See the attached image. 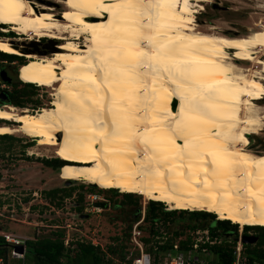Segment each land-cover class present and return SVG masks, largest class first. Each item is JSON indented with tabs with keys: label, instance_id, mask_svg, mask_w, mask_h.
<instances>
[{
	"label": "bare ground",
	"instance_id": "6f19581e",
	"mask_svg": "<svg viewBox=\"0 0 264 264\" xmlns=\"http://www.w3.org/2000/svg\"><path fill=\"white\" fill-rule=\"evenodd\" d=\"M59 3L56 17L0 0L3 32L63 41L38 58L0 37L1 53L26 58L20 80L51 90L50 106L35 113L1 107L0 136L55 148L67 162L63 182L264 228V154L248 150L264 124L263 21L231 37L195 27L208 0Z\"/></svg>",
	"mask_w": 264,
	"mask_h": 264
},
{
	"label": "rangeland",
	"instance_id": "374dc122",
	"mask_svg": "<svg viewBox=\"0 0 264 264\" xmlns=\"http://www.w3.org/2000/svg\"><path fill=\"white\" fill-rule=\"evenodd\" d=\"M28 1L34 3V8L44 6L51 9L56 17L65 10L64 5L59 3L62 0ZM208 2L201 3L203 10L194 15V24L198 31L222 33L232 37L250 33V28L260 20L264 23V9L260 8H264V0H208ZM5 30L7 34L15 35V40L21 39L9 28H5ZM0 33L6 34L2 30ZM33 39L37 40L38 38L34 37ZM38 40H48L49 45L50 39L39 38ZM51 41L55 43V48L63 42L60 40ZM28 42L22 41V44ZM80 42L84 44L83 39ZM23 55L49 58L53 54L38 55L31 52ZM23 55L17 57L26 60ZM241 67L250 69L251 65L243 63ZM30 92L28 98L23 97L20 100L23 107H15L16 109H27L31 113H35L43 107L50 106V89L34 86ZM257 107L258 112L262 115L264 99L257 102ZM7 125L15 124L8 123ZM11 137L12 141L0 140V233L12 234L27 242L52 238L54 233L59 232L63 234L64 245L69 246L68 249L73 251L74 242L81 240L95 241L102 247L116 244L113 239L122 240L127 225L138 220H135V215L139 213H132L135 210V205H126L122 198L123 194L117 190V194L113 195L98 187L91 191L87 189L90 185L82 182H72L66 185L60 175L58 178L59 169L53 170L44 164L45 161L60 160L56 157L55 148L38 146L36 140L21 134ZM248 141L250 152L255 155L264 154V124L257 133L248 135ZM54 191L57 193L53 194ZM50 193L51 195H49ZM89 195L97 196L94 204L104 203L107 207L96 208L98 210L92 209L87 198ZM135 196L137 205L141 209V214H139L141 218L150 201L144 200L141 196ZM163 206L169 210L167 205L163 204ZM242 228L237 225L238 236L230 234L226 235L224 239L235 243V246L240 242L242 244L244 239V236H241ZM196 237L199 236L196 235ZM246 237L249 240L256 239L253 232H250ZM253 244L255 242L248 245ZM8 264H22V262L10 260Z\"/></svg>",
	"mask_w": 264,
	"mask_h": 264
},
{
	"label": "trees",
	"instance_id": "16d2710c",
	"mask_svg": "<svg viewBox=\"0 0 264 264\" xmlns=\"http://www.w3.org/2000/svg\"><path fill=\"white\" fill-rule=\"evenodd\" d=\"M0 37L7 36L0 34ZM0 56L9 59H22L1 52ZM19 65L21 67L25 65V62H20ZM24 85L27 89L16 91L10 95L11 103L15 107L22 108L23 103L20 100L23 97L28 98L31 94L30 90L34 88L32 84ZM4 138L8 141L13 140L11 136H0V139ZM44 164L53 170L61 168L62 171L67 162L56 160L54 162L45 161ZM95 188V186L87 187L91 191ZM106 192L113 195L117 194L116 190H107ZM122 198L126 205H135L133 214H141L135 195L123 194ZM139 214L135 215V220L140 219ZM133 224L127 225L122 240L114 238L113 242H116V244L104 247L99 243L94 246L91 241L81 240L75 241L73 244L74 250L70 251L69 246L63 243V234L59 232L54 233L52 238L27 241L24 246L23 260L15 261H20L22 264H130V260L126 259L130 255L129 238ZM140 230L145 234L142 241L145 244L146 251L151 254L154 264H161L167 256L175 254L190 256V249L194 242L193 234L196 231H207L211 240L217 238L220 241L214 245L200 244L201 248H206L208 251L206 257H208L209 264H233L234 262L235 243L228 242L224 238L230 234L238 236L237 225L231 224L229 221H219L213 214L203 211H170L166 210L162 203L150 201L144 209L143 224L140 226ZM250 232L256 235V242L253 245H242L246 263L264 264V228L244 226L241 236L246 237ZM175 244L178 246L176 252L172 248ZM9 254L10 249L0 236V258L3 259L4 264L14 260L9 258Z\"/></svg>",
	"mask_w": 264,
	"mask_h": 264
},
{
	"label": "built area",
	"instance_id": "2783aa9c",
	"mask_svg": "<svg viewBox=\"0 0 264 264\" xmlns=\"http://www.w3.org/2000/svg\"><path fill=\"white\" fill-rule=\"evenodd\" d=\"M90 201V205L92 209L98 210L93 207L94 203L97 200L96 195H89L87 197ZM143 224V214L142 217L132 225L130 231V238H129V252L130 255L127 257L126 260H130V264H154L153 258L150 253H148L145 249V244L142 241V231L140 230V226ZM199 236V237H196ZM0 236L3 238L5 244L10 249L9 258L14 260H23L24 252L22 254L15 251L16 247H23L25 246V241L22 238L14 236L8 233H0ZM194 242L190 249V256H185L183 254H175L172 256H167L161 264H209L208 260L205 257L208 254L206 248H201L200 244H208L214 245L219 243L220 241L216 239L211 240L208 236L207 231H196L193 235ZM91 244L96 246L98 245L97 242L91 241ZM243 243H238L233 251L234 255V262L233 264H247L246 258L244 256V249L242 247ZM173 251H178L177 244L173 245ZM203 255V256H202ZM202 257V259H201ZM204 259V260H203ZM207 263H206V262ZM0 264H4L3 259L0 258Z\"/></svg>",
	"mask_w": 264,
	"mask_h": 264
},
{
	"label": "flooded vegetation",
	"instance_id": "af4514ba",
	"mask_svg": "<svg viewBox=\"0 0 264 264\" xmlns=\"http://www.w3.org/2000/svg\"><path fill=\"white\" fill-rule=\"evenodd\" d=\"M3 26H0V30H2ZM2 34V33H0ZM6 35L8 40L14 42V46L18 48L23 54H28L33 52L38 55H48L51 54L49 52L48 40H15V35L13 34H4ZM29 41L28 43H23ZM26 62L23 59H9L6 57L0 56V108L4 106H13L11 103L10 95L16 91H20L23 89H27V87L22 84L19 80L20 76L18 75L19 71V63ZM15 107V106H13ZM18 108V107H17ZM1 124V122H0ZM8 124V123H6ZM6 136V135H5ZM8 136V135H7ZM0 140H8V139H0ZM35 140V139H34ZM10 141V140H9ZM12 141V140H11ZM60 169V168H59ZM96 187V186H95ZM37 241V240H35Z\"/></svg>",
	"mask_w": 264,
	"mask_h": 264
},
{
	"label": "water",
	"instance_id": "95a60500",
	"mask_svg": "<svg viewBox=\"0 0 264 264\" xmlns=\"http://www.w3.org/2000/svg\"><path fill=\"white\" fill-rule=\"evenodd\" d=\"M10 45L12 46V48L18 50V48H16V47L14 46V42H10ZM54 45H55V43H54L53 41L50 40V41H49V52H50L51 54H54V53L57 51V48H55ZM71 183H72V182H66L65 184H66V185H69V184H71ZM106 207H107V205L104 204V203H96V204H94V208L104 209V208H106ZM254 242H256V239H255V240H249L247 237H244V239L242 240V243H243V244H252V243H254ZM15 251L18 252V253H20V254H22L23 251H24V248H23V247H16V248H15Z\"/></svg>",
	"mask_w": 264,
	"mask_h": 264
}]
</instances>
